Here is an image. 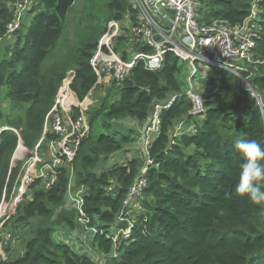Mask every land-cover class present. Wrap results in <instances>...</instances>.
Wrapping results in <instances>:
<instances>
[{"label": "trees", "instance_id": "16d2710c", "mask_svg": "<svg viewBox=\"0 0 264 264\" xmlns=\"http://www.w3.org/2000/svg\"><path fill=\"white\" fill-rule=\"evenodd\" d=\"M15 1L0 0L1 34L14 19ZM78 1L33 0L25 12L33 15L26 31L23 18L14 42L0 51V105L4 99L11 109L28 104L24 115L6 113L0 107V127L8 125L20 133L0 132V202L5 191L10 195L23 159L40 140L67 73L75 72L71 91L80 101L105 82L91 61L106 24L96 5L73 23L71 12ZM254 4L256 15L251 16ZM107 6L112 18L121 19L127 13L136 20L131 0H110ZM197 14L204 23L219 20L237 26L246 22L255 40L254 63L242 77L215 66L211 67L215 76L200 77L208 90L199 115L191 114L193 101L185 94L180 60L172 52L166 54L160 69L139 63L125 80L114 79L89 107V132L72 166L76 186L88 187L86 210L98 229L91 245L106 256L104 264H264V205L235 192L243 157L234 148L241 137L264 147V99L260 102L243 85L245 77L264 95V0H200ZM117 40L118 51L129 58L121 44L130 40ZM66 46L63 56L47 65L51 54ZM173 97L171 107L161 112L160 132L149 146L152 163L145 175L147 184L136 199L137 207L121 221L123 202L145 161L134 156L108 165L115 153L127 152L125 146L141 136V131L131 128L119 130L117 122L129 118L143 126L153 102ZM182 121L188 129L178 132ZM97 122L106 132L93 133ZM52 136L49 133L48 139ZM17 149L22 154L13 164L11 155ZM70 175V168L63 167L50 189L40 188L38 181L33 198L18 205L9 225L24 230L35 220V228L24 253L2 258L0 264H95L92 256L52 237L56 224L79 227L74 209L61 210L67 204ZM109 185L114 192L107 191ZM129 222L130 235L114 243L112 233Z\"/></svg>", "mask_w": 264, "mask_h": 264}, {"label": "built area", "instance_id": "2783aa9c", "mask_svg": "<svg viewBox=\"0 0 264 264\" xmlns=\"http://www.w3.org/2000/svg\"><path fill=\"white\" fill-rule=\"evenodd\" d=\"M33 0H16L15 15L4 34L0 33L1 41L12 35L20 27L23 14L30 8ZM136 10V20L129 27L110 25L106 34L99 41L92 58V65L103 74L106 79L125 80L133 68L142 63L147 69H160L168 52L174 53L181 62L189 65L188 87L185 94L193 101L191 114L199 115L204 111L203 97L195 92L196 81L200 78V67H219L228 70L240 77L248 70V65L254 63L252 49L255 46L253 33H250L246 22L231 26L223 21L211 23L200 22L198 7L200 0H131ZM251 16L256 15V5L251 10ZM132 18V17H131ZM125 37L130 43L125 47L129 58H124L116 51V40ZM149 49V50H148ZM74 71L69 73L61 85L55 103L46 116L43 132L35 146L33 153L26 157L21 166L20 173L10 195L4 192L0 202V240L10 242L18 236L7 230L11 218L15 215L18 205L24 200L33 198L34 185L39 181L40 188L50 189L60 176L63 167L70 168L71 175L66 190V201L70 209L77 213L79 227L86 229L91 236L98 229L92 225V218L86 210V197L88 187L76 186L74 160L81 142L87 136L90 128L89 106L86 100H78L71 91ZM243 85L258 97L256 90L243 77ZM156 103L152 109L151 121L146 131L141 130V145L145 154V165L136 178L123 202L120 220L136 207V199L146 186L145 175L152 160L149 155V146L159 134L161 128V112L171 107L173 100ZM85 99V98H84ZM12 127L2 126L3 129ZM15 133H17L15 131ZM52 133L50 139L48 134ZM20 136V133H17ZM44 145L46 147L44 148ZM107 191L114 192L115 187L109 185ZM132 224L114 231L111 238L114 243L121 238H127L131 233ZM80 233V234H79ZM79 228L73 230L72 238L82 240ZM71 245V241H64ZM99 258L94 259L95 264H104L106 256L97 248ZM1 254L4 253L0 251ZM5 257V254H2ZM117 256V253H114Z\"/></svg>", "mask_w": 264, "mask_h": 264}, {"label": "rangeland", "instance_id": "374dc122", "mask_svg": "<svg viewBox=\"0 0 264 264\" xmlns=\"http://www.w3.org/2000/svg\"><path fill=\"white\" fill-rule=\"evenodd\" d=\"M86 1H89L86 3ZM110 0H79L78 4L76 5V7L72 10L71 12V17H72V21L74 23V21L77 20L78 17L82 16L87 10L90 9L91 5H96V9L95 11L100 12L101 13V18L103 20V23H105L106 28L104 33L101 35L100 40L102 39V37L106 34V31L109 29L110 25H113V29L115 28V24L117 25H121V26H126L129 27L131 24H133L135 22L134 19H132L127 13L123 14V18L121 19H116V18H112V14L113 12L111 10H109V6H107L108 2ZM81 7H84V9L80 12ZM99 9V10H97ZM137 14V12H136ZM32 14H30L29 12L24 13L23 14V18H25V26H23V31L25 32L27 29V26H29V23L31 21L32 18ZM72 28H70L71 31ZM15 33V32H14ZM14 33L12 35L9 36L8 39H6L3 42L4 46L10 45L12 44V42L15 40V36ZM99 40V41H100ZM118 40H116V47L119 46L117 43ZM73 44V43H72ZM123 46V47H122ZM127 45H125V43L121 44V49L123 51V49L126 47ZM68 50V47H63V48H59L58 50L54 51L48 62L47 65H50L53 61L59 59L61 56H63V54ZM118 50H120V48L117 47L116 51L119 52ZM1 51V50H0ZM120 53V52H119ZM2 57V52H0V58ZM181 64V73H180V79L183 83V88L186 89L188 87V76H189V65L187 62H184L181 60L180 62ZM248 68H250V65H248ZM73 72V70H70L67 73V76L69 73ZM199 72H200V77H208V76H215L213 74V71L208 67H200L199 68ZM72 75V74H69ZM113 80L112 79H106V81L103 83V85L100 87H98L97 92L93 93V94H89L88 96L85 97L84 100H86V104L90 107L93 104L95 105L98 97H100L101 94H103L105 92V89L111 84ZM195 92L197 94H200L202 96H205L207 93L208 89H205L202 86V83L197 80L196 84H195ZM263 96V97H262ZM259 97V101L262 102V98L264 99V95L258 94ZM28 106V104H24V106L20 107V108H16V109H11L9 107V101L7 99H4V101L1 102V109L6 111V113H12L13 115H24L25 113V109ZM0 121H2L0 119ZM117 124L119 125L118 129L119 130H124L126 131L127 129L131 128L136 130L137 132L142 130V126H140V124L134 120V119H123L120 120L119 122H117ZM2 126H8V125H2ZM9 127V126H8ZM11 129V128H10ZM17 133H19V130L16 128H13ZM177 131H182L184 129H188V125L187 123H185L184 121L182 122H178L177 124ZM14 131V132H15ZM106 132V130H104V128H102L100 122H97V124L94 125V129H93V133L97 134L99 132ZM138 139L135 142H132L130 144H127L125 146L127 152L125 151H119L117 153L114 154V156L112 158H110L108 165H112L115 162L119 161V162H123L126 159H131L133 156H139L141 157L144 161H145V154L143 152V148L141 145V139L140 138H136ZM19 149H17L11 156V161L14 164L15 163V159L19 158ZM22 153H20L21 156ZM24 160V159H23ZM61 210H67V211H71L70 207L66 204L65 206L62 207ZM58 211L59 212H61ZM36 221H32L30 222V225L25 227L24 230H17L13 227V224L7 226L6 230H3L2 232L9 230H12L13 233L15 234V236H18L17 238H15L14 240H10V242H5L8 243L7 245H4V241L0 240V251H3L5 254V257L1 254L0 252V259H5V260H10V259H14L18 256H21L24 251H25V245L27 240L31 237V233L30 231L35 228ZM82 237V240L79 239H75L72 238V233L74 229H70L68 225L65 224H56L55 225V230L53 232V239L55 241H66L68 240V242L71 241V246L73 247V249L79 253H86L90 256H92L93 259H98L99 255L97 250L94 249V247L91 245V235L90 233L84 229L83 227H78ZM80 234V233H79Z\"/></svg>", "mask_w": 264, "mask_h": 264}, {"label": "clouds", "instance_id": "9594fccd", "mask_svg": "<svg viewBox=\"0 0 264 264\" xmlns=\"http://www.w3.org/2000/svg\"><path fill=\"white\" fill-rule=\"evenodd\" d=\"M234 148L242 155L235 192L256 205H264V147L256 140L238 138Z\"/></svg>", "mask_w": 264, "mask_h": 264}, {"label": "water", "instance_id": "95a60500", "mask_svg": "<svg viewBox=\"0 0 264 264\" xmlns=\"http://www.w3.org/2000/svg\"><path fill=\"white\" fill-rule=\"evenodd\" d=\"M155 105H156V103L153 102V103L151 104V108L153 109V108L155 107ZM150 121H151V117L149 116V117L147 118V120L144 122L143 126H142V131H143V132L146 131V129H147V127H148Z\"/></svg>", "mask_w": 264, "mask_h": 264}, {"label": "crops", "instance_id": "0c3cea01", "mask_svg": "<svg viewBox=\"0 0 264 264\" xmlns=\"http://www.w3.org/2000/svg\"><path fill=\"white\" fill-rule=\"evenodd\" d=\"M9 38V36L8 37H5L2 41H1V43H0V50L2 51V49L4 48V45H3V42L6 40V39H8ZM14 42V41H13ZM12 42V43H13ZM134 157V156H133Z\"/></svg>", "mask_w": 264, "mask_h": 264}]
</instances>
